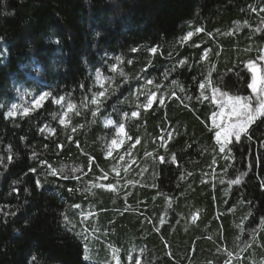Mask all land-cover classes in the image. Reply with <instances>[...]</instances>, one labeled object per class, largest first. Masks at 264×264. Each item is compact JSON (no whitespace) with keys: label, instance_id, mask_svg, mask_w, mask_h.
<instances>
[{"label":"trees","instance_id":"trees-1","mask_svg":"<svg viewBox=\"0 0 264 264\" xmlns=\"http://www.w3.org/2000/svg\"><path fill=\"white\" fill-rule=\"evenodd\" d=\"M262 8L264 0H0V264H93L82 258L83 237H109L120 259L131 250L140 264H264V117L221 152L209 94L258 104L246 65L260 63L264 31L253 22ZM96 74L110 82L100 98ZM146 84L157 98L149 109ZM16 87L47 100L8 117ZM53 100L71 105L65 128L51 118ZM106 121L126 138L109 158ZM89 186L111 214L92 236L75 228Z\"/></svg>","mask_w":264,"mask_h":264},{"label":"rangeland","instance_id":"rangeland-1","mask_svg":"<svg viewBox=\"0 0 264 264\" xmlns=\"http://www.w3.org/2000/svg\"><path fill=\"white\" fill-rule=\"evenodd\" d=\"M264 9V8H262ZM256 13V11H254ZM253 25L256 26L255 32L260 31L261 29L264 31V16H260L259 18H255ZM193 33H189L185 36V38L181 41H179L180 49H183L184 43L189 41L193 37ZM206 38L211 39L213 38V33H205ZM204 37L200 38L197 40L199 44L204 42ZM264 50V46L257 49L255 53V58L258 59L260 63L257 64L255 62L257 68H264V61L259 60V56L262 54V51ZM207 53H205L206 55ZM32 78L34 81L37 80L35 76H29ZM141 88V93L140 95L142 97H146V104H145V109H149L152 104L157 100L156 98V93L153 92V90L147 86ZM94 87L96 89V95L98 98L102 97L105 92H107L108 88L110 87V82L107 81L106 77L101 76L100 74H96L94 78ZM136 92V91H135ZM132 94V100H137V95L138 92ZM253 94V91H250ZM209 94H210V99L211 103L213 100V97L216 98V103H213L216 106V111L215 113H219L222 110L223 105H227L228 103V97L232 96H225L224 94L219 93L216 90L209 89ZM255 96H259L257 93H254ZM15 95H16V100L7 108L6 115L8 117H16V116H25L29 113H31L33 110L39 108L46 100L47 96L44 94L40 95H35L32 92L26 91L25 89L21 87H16L15 88ZM41 96H44V99L39 102V104L36 103L37 100ZM149 100H151V104H149ZM259 100H264V96H259ZM97 102V101H96ZM163 102H165V99L163 96L158 98V106L162 105ZM243 99L241 100V103H243ZM52 104L56 106L54 116H52V120H55V123L60 127V128H65L70 124V118L69 115L72 113V108L69 107V104L66 102H61L57 103V101L53 100ZM248 109L250 111H255L257 108L258 104L256 106H251V103L248 99ZM213 112V113H214ZM10 113H13L10 115ZM261 116V115H258ZM257 116V117H258ZM264 117V115H263ZM63 121V123L61 122ZM235 121L234 120H229V121H224L222 122L220 117L217 115L215 121L213 120V114L211 116V125L215 131V141H216V146L218 147V150L221 151V144L224 143V135H223V130L224 127H227L228 125L233 124ZM250 124V123H249ZM45 130L49 132L50 134H53V127H49V125H46ZM105 128L110 130V134L105 140L104 143V154L106 158H109L113 152L120 150L123 147V144L126 141L124 130L122 126L115 127L113 126L111 121H106L105 122ZM233 133H235L236 129L233 128L231 129ZM221 132V138L220 141L217 140L216 138V133ZM243 133V132H242ZM170 136L166 137L164 141L169 140ZM236 139L235 135H230L227 138V142L224 143V146L229 143L231 140ZM113 141H117V143L114 145ZM163 141V142H164ZM126 157V153L122 154ZM128 171V168L125 169V172ZM114 174L116 177L118 174L121 173L119 170L111 171V174ZM94 186H89L88 187V193L84 195V198L87 200L88 204L86 203L85 205L89 208L86 209L85 211L82 210V208H78V218L76 219L77 224H76V229H85L86 233H89L91 236L92 234H98V232L101 231V228L104 224V221L106 218L110 217L111 214H108L107 211L104 209L97 208L96 205V197H99V192L94 191L95 189H92ZM100 188V187H99ZM92 189V190H91ZM101 193H112L113 195H116L117 193L115 192V189L113 187H104L101 188ZM124 194V193H123ZM75 208V206H74ZM75 211L77 209L75 208ZM68 219V217H67ZM68 222L71 224L73 227L75 225V222L72 220H68ZM108 223V221L106 222ZM105 223V224H106ZM109 237H83V260L88 263H93V264H120V262H124V264H140L141 263V257L137 258L134 260V251H127V253H124L125 259L122 260L120 259V256L122 255L120 252V249H115L111 246L110 242L107 241Z\"/></svg>","mask_w":264,"mask_h":264},{"label":"snow or ice","instance_id":"snow-or-ice-1","mask_svg":"<svg viewBox=\"0 0 264 264\" xmlns=\"http://www.w3.org/2000/svg\"><path fill=\"white\" fill-rule=\"evenodd\" d=\"M261 11H264V9H261ZM199 31V29H198ZM191 35V34H189ZM262 54L259 56V60L264 61V50H261ZM249 72L252 74V82L248 85L249 88L252 89L253 93H257L259 96H264V68H257L256 64L254 62L249 61V63L246 65ZM205 84L201 83L200 88L204 89ZM203 95V93H202ZM227 96V94H224ZM207 99V97H205ZM44 99V96H41L39 100L36 101L37 104L41 100ZM243 99V103H241V100ZM95 102V101H93ZM213 103H216V98L213 97L212 100ZM59 103V101H57ZM149 104H151V100H149ZM248 99L247 98H241L239 96L236 97H228V103L227 105H223L222 110L219 113H213V120L215 121L217 115L220 117L221 121H229L234 120L235 122L231 125H228L227 127H224L223 135H224V143L227 142V138L230 135H235L236 141L239 142L240 140V134L244 131H246L249 123L254 121L258 115H264V100H259L258 106L255 109V111H250L248 109ZM71 107V105H69ZM13 113H10V115ZM133 116L136 115V113L132 114ZM63 123V121H61ZM235 128L236 131L233 133L231 129ZM222 133L217 132L216 138L218 141H220ZM117 141H113V144L115 145ZM224 143L221 144V152L225 151ZM238 181H233V183H236ZM264 187V185H262ZM35 259V257H33Z\"/></svg>","mask_w":264,"mask_h":264}]
</instances>
